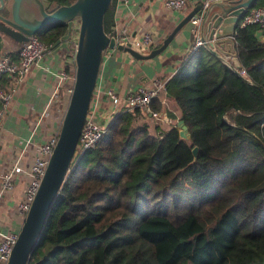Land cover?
<instances>
[{
    "label": "trees",
    "instance_id": "16d2710c",
    "mask_svg": "<svg viewBox=\"0 0 264 264\" xmlns=\"http://www.w3.org/2000/svg\"><path fill=\"white\" fill-rule=\"evenodd\" d=\"M115 3L104 14L109 36ZM261 6L255 0L252 8ZM65 28L48 24L35 36L48 48ZM260 34L257 25H237L238 72L203 46L181 59L166 95L187 139L179 126L151 134L148 114L135 109L116 114L93 148L76 152L27 264H264ZM17 53L7 55L16 61ZM64 68L73 73L72 63ZM151 107L160 110L156 101Z\"/></svg>",
    "mask_w": 264,
    "mask_h": 264
},
{
    "label": "crops",
    "instance_id": "0c3cea01",
    "mask_svg": "<svg viewBox=\"0 0 264 264\" xmlns=\"http://www.w3.org/2000/svg\"><path fill=\"white\" fill-rule=\"evenodd\" d=\"M199 0H188L187 7L181 11L170 10L165 0H130L125 6L114 5V26L116 36H141L148 32L153 38V48L159 47L178 22L186 16ZM220 2V1H219ZM200 23V22H199ZM190 21L173 38L167 48L150 60H135L128 53L108 50L102 60L96 85L92 95L98 102L97 121L107 126L111 117V103L106 99L107 89H113L117 95L125 96L128 91L140 86H150L155 79L168 80L175 72L181 59L191 50L196 40L193 30L198 27ZM264 43V34H260ZM23 43V42H22ZM0 31V55L17 53L21 44ZM67 52H46L43 58L33 65L9 103L0 122V175L19 166L22 172L15 175L13 188L0 197V234H17L24 216L18 206L30 180L25 173L35 158L37 148L58 130L59 123L51 117V105L47 107L51 93L57 84L56 75L65 69ZM225 55V54H224ZM227 60L232 55L226 54ZM3 87L8 80H2ZM61 88L60 95L69 96ZM57 100V99H56ZM55 100V101H56ZM63 100V99H62ZM160 105V113H165L168 121H156L148 129L153 135H161L171 127H177L179 108L175 101L165 95ZM46 110V114H44ZM150 117L146 118L148 120Z\"/></svg>",
    "mask_w": 264,
    "mask_h": 264
},
{
    "label": "water",
    "instance_id": "95a60500",
    "mask_svg": "<svg viewBox=\"0 0 264 264\" xmlns=\"http://www.w3.org/2000/svg\"><path fill=\"white\" fill-rule=\"evenodd\" d=\"M110 2L111 0H75L70 5L58 6L47 0H0V31L19 43L27 41L48 24H66L64 33L46 48V52L69 51L68 44L75 22L78 21L73 54L74 79L58 139L5 264L28 262L50 207L74 162L76 145L90 107L103 57L108 50L126 52L135 60L153 59L164 52L174 36L193 16H199L200 23L193 32L197 34L202 46L234 71L238 72L240 69V63L233 52V36L241 17L254 6L255 0H221L206 5L204 0H199L162 44L147 54L133 50L129 43L116 45L115 37L105 33L104 14ZM226 54L232 55V60H227ZM177 126L180 127L179 136L187 139L188 133L183 121L179 120ZM196 152L197 148L194 147L192 154L195 156Z\"/></svg>",
    "mask_w": 264,
    "mask_h": 264
},
{
    "label": "built area",
    "instance_id": "2783aa9c",
    "mask_svg": "<svg viewBox=\"0 0 264 264\" xmlns=\"http://www.w3.org/2000/svg\"><path fill=\"white\" fill-rule=\"evenodd\" d=\"M119 5H127L130 0H116ZM221 0H204L206 5L209 2H219ZM188 0H165V6L174 11H181L187 7ZM200 22L199 16H193L190 19L192 25H197ZM246 25H257L262 34H264V6L254 7L245 12L241 17L238 26L244 27ZM78 26L74 25V31ZM76 34L72 32L70 44L72 45V59L74 50L76 48ZM117 44H130V47L140 54H147L153 48V38L150 33H142L141 36L130 37L124 35H114ZM202 46V42L197 38L191 49H196ZM46 54V46L34 35L23 42L17 53V60H11L8 55H0V122L5 115L9 103L11 102L17 86L24 80L25 76L30 71L33 65H36ZM230 61V60H229ZM239 71V70H238ZM244 74L243 71H240ZM8 80V86L3 87L2 80ZM57 84L51 93L50 100L47 107L58 99L61 88L70 95L74 79V72H67L65 69L58 72L56 75ZM166 82L164 79L153 80L150 86H140L135 90H130L125 96H119L113 89H107L105 92L106 99L111 103V110L109 115L111 120L121 111L129 112L135 109L142 110L148 114L150 118L156 121H168L165 113L154 111L151 107L153 102H163L166 95ZM66 83H71L68 86ZM65 84V87L63 85ZM97 106L98 102L91 98L90 107L86 114L84 124L76 145L78 155L84 151L93 148L103 137L107 126L100 124L97 121ZM46 114V110L43 115ZM110 120V121H111ZM59 130H57L44 144L37 148V152L33 163L25 172L30 180L24 191V196L19 203L18 210L25 217L29 210L30 204L39 186L40 180L44 174L47 160L57 142ZM75 151V152H76ZM22 172L19 166H15L10 171L0 175V197L13 188V180L15 175ZM17 234L6 233L0 234V261L5 264L13 244L15 243Z\"/></svg>",
    "mask_w": 264,
    "mask_h": 264
},
{
    "label": "rangeland",
    "instance_id": "374dc122",
    "mask_svg": "<svg viewBox=\"0 0 264 264\" xmlns=\"http://www.w3.org/2000/svg\"><path fill=\"white\" fill-rule=\"evenodd\" d=\"M75 24L78 26V21L75 22ZM77 30H78V28L76 29V31ZM76 31L73 30V34H76ZM73 72H74V68H73ZM68 99H69V96L64 95L62 98V96L60 95V97L51 104V117L54 120H56V122L59 123L58 130L61 127V122H62L64 113H65V110H66V107L68 104ZM154 122H155V120L153 118L149 119L148 120V126L152 127Z\"/></svg>",
    "mask_w": 264,
    "mask_h": 264
},
{
    "label": "bare ground",
    "instance_id": "6f19581e",
    "mask_svg": "<svg viewBox=\"0 0 264 264\" xmlns=\"http://www.w3.org/2000/svg\"><path fill=\"white\" fill-rule=\"evenodd\" d=\"M79 150H77L76 152H78ZM76 152H75V154H76Z\"/></svg>",
    "mask_w": 264,
    "mask_h": 264
}]
</instances>
